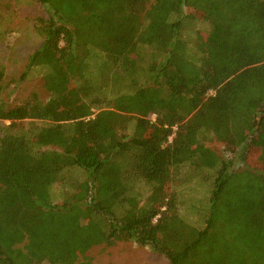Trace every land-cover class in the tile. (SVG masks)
Masks as SVG:
<instances>
[{
    "label": "trees",
    "instance_id": "trees-1",
    "mask_svg": "<svg viewBox=\"0 0 264 264\" xmlns=\"http://www.w3.org/2000/svg\"><path fill=\"white\" fill-rule=\"evenodd\" d=\"M33 1L41 44L0 67V264H97L116 242L264 264V0ZM37 68L48 98L18 99Z\"/></svg>",
    "mask_w": 264,
    "mask_h": 264
},
{
    "label": "rangeland",
    "instance_id": "rangeland-1",
    "mask_svg": "<svg viewBox=\"0 0 264 264\" xmlns=\"http://www.w3.org/2000/svg\"><path fill=\"white\" fill-rule=\"evenodd\" d=\"M39 14L38 8L33 0H0V67H3L5 76L18 77L24 67L28 56L40 46L41 38L36 35L32 28L33 18ZM204 28L197 25V28ZM39 68L35 69L22 84L15 88L18 99H25L31 92L37 93L42 101L48 97L47 92L42 89V78ZM14 92V89L12 90ZM14 94L12 93V98ZM9 124L8 121L0 122V133L3 127ZM131 133V132H130ZM203 146L212 154L225 156L224 146L211 137H206ZM241 163L234 161V168L237 169ZM255 164V163H251ZM260 164V163H259ZM257 165V164H256ZM261 165V164H260ZM214 170L206 172L207 178L214 174ZM188 175V171H183ZM192 185L184 191L186 202L198 206L203 202L202 194L207 191L202 187V178L195 177ZM191 185V186H190ZM201 194V195H200ZM181 213L187 221L193 225L201 223V215L185 205ZM93 263L97 264H169L168 260L155 253L149 247H140L134 242H116L111 246L99 245L88 249L85 254ZM42 264H48L43 262Z\"/></svg>",
    "mask_w": 264,
    "mask_h": 264
}]
</instances>
